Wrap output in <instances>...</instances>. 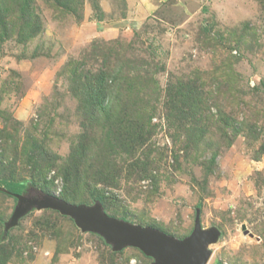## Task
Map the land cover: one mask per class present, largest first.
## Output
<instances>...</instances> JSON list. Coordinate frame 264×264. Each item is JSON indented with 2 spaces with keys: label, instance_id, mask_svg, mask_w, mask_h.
<instances>
[{
  "label": "rangeland",
  "instance_id": "1",
  "mask_svg": "<svg viewBox=\"0 0 264 264\" xmlns=\"http://www.w3.org/2000/svg\"><path fill=\"white\" fill-rule=\"evenodd\" d=\"M0 164L177 239L198 218L206 264H264V0H0ZM15 205L0 264L153 261L51 209L4 236Z\"/></svg>",
  "mask_w": 264,
  "mask_h": 264
},
{
  "label": "water",
  "instance_id": "2",
  "mask_svg": "<svg viewBox=\"0 0 264 264\" xmlns=\"http://www.w3.org/2000/svg\"><path fill=\"white\" fill-rule=\"evenodd\" d=\"M0 190H6L0 187ZM16 200L14 211L4 224V236L18 220L32 209H51L69 217L82 231L100 235L113 251L134 247L151 258V264H206L211 252L207 249L219 236L215 229L203 230L198 218L188 237L177 239L151 227H143L116 219L104 213L99 201L94 205L70 204L35 188L23 194H12Z\"/></svg>",
  "mask_w": 264,
  "mask_h": 264
},
{
  "label": "trees",
  "instance_id": "3",
  "mask_svg": "<svg viewBox=\"0 0 264 264\" xmlns=\"http://www.w3.org/2000/svg\"><path fill=\"white\" fill-rule=\"evenodd\" d=\"M0 167H2L1 164H0ZM1 175L2 174H1V169H0V187L4 188L6 190V193H3V192H0V193L4 194L6 196L12 197L15 200V198L13 197L12 194H23L29 190V187L27 186L25 181L11 180L9 178L2 177ZM104 185H105V183H104ZM102 191L103 190L92 188V190L90 191V195L94 198V200L96 199L101 204L104 205L105 197H104ZM122 220H125V218L123 217ZM151 228H152V226H151ZM155 229L159 230V228H155ZM159 231H161V230H159ZM162 232H164V231H162Z\"/></svg>",
  "mask_w": 264,
  "mask_h": 264
}]
</instances>
